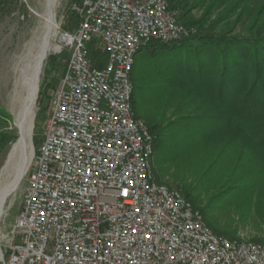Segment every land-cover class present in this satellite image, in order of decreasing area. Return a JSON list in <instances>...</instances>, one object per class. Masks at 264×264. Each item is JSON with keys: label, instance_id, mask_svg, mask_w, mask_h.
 Masks as SVG:
<instances>
[{"label": "built area", "instance_id": "2783aa9c", "mask_svg": "<svg viewBox=\"0 0 264 264\" xmlns=\"http://www.w3.org/2000/svg\"><path fill=\"white\" fill-rule=\"evenodd\" d=\"M73 11L77 24L59 27L53 42L67 62L21 210L0 227V264H264V243L215 235L156 181L153 136L132 108L135 55L196 29L166 0H79ZM91 47L103 51L102 68Z\"/></svg>", "mask_w": 264, "mask_h": 264}, {"label": "trees", "instance_id": "16d2710c", "mask_svg": "<svg viewBox=\"0 0 264 264\" xmlns=\"http://www.w3.org/2000/svg\"><path fill=\"white\" fill-rule=\"evenodd\" d=\"M166 1L179 10V21L202 11L196 21H180L197 34L149 46L152 53L157 48L174 52L176 66L163 87L153 82L144 88L130 74L132 108L153 136V156L175 169L173 180L180 188L174 189L201 213L210 231L235 239L236 229L218 225L211 212L214 207L208 203L199 207L194 194L217 186L222 190L232 180L234 190L240 191L242 180L254 179L257 184L261 175L255 151L264 148V0ZM76 24L74 16L69 26ZM91 55L94 66L102 68L103 51L91 47ZM45 92L41 89L38 104L44 98L50 103Z\"/></svg>", "mask_w": 264, "mask_h": 264}, {"label": "rangeland", "instance_id": "374dc122", "mask_svg": "<svg viewBox=\"0 0 264 264\" xmlns=\"http://www.w3.org/2000/svg\"><path fill=\"white\" fill-rule=\"evenodd\" d=\"M75 4L79 5V0L56 1L54 14L57 29H53L52 44L59 27L70 28L69 25L75 16L73 11ZM44 7L45 0H0V169L6 160L11 145L19 138V133L14 126V115L10 112L9 96L15 79L21 77L23 80L25 77L24 63L21 59L28 44L32 41L36 42L42 33V20L39 15L44 12ZM177 11L180 17V12ZM201 14L202 11L195 10L180 18V21L187 24L188 21L198 20ZM67 18L70 20L67 21ZM238 31L239 26L234 32L237 33ZM156 50L152 53L149 47L143 48L134 57L131 79L135 78L140 81L144 88L153 82L157 84L155 86L163 87L164 83L167 82V74L176 66L174 52L169 51V49L157 48ZM66 61L67 55L48 54L43 63L35 101L31 136L33 152L39 148L42 142L45 116L49 113L50 105L45 98L38 104L39 94L42 89L51 98L55 85L63 74ZM3 114L8 115L9 119H5ZM7 139L13 140L5 143ZM3 140L5 141L1 142ZM255 154L259 156L256 160L257 171L261 173L257 184L254 179H245L241 181L243 189L235 191V181L232 180L228 181L222 190L217 186L209 191L201 189L194 195L199 196V207H203L207 203L214 207L211 212L218 225L236 229L235 238L253 243H264V148L257 149ZM152 165L155 177L160 179L162 183L172 188H180L179 183L173 180V176L176 175L175 169L167 165L166 161H161L158 157L153 156ZM26 174L17 191L6 200L4 205L6 216L4 220L1 218V229L11 226L13 219L21 210ZM189 180L190 178H188ZM223 190L224 193L221 194ZM212 197L213 199H210Z\"/></svg>", "mask_w": 264, "mask_h": 264}, {"label": "bare ground", "instance_id": "6f19581e", "mask_svg": "<svg viewBox=\"0 0 264 264\" xmlns=\"http://www.w3.org/2000/svg\"><path fill=\"white\" fill-rule=\"evenodd\" d=\"M56 1L45 0L44 12L39 15L42 20V33L36 42L28 44L21 59L25 77L23 76V80L21 77L15 79L9 96L10 112L14 115V126L19 138L11 145L0 169V218L7 198L17 191L33 156L31 136L40 75L48 54L56 52V47L51 43L53 29H57L54 14Z\"/></svg>", "mask_w": 264, "mask_h": 264}, {"label": "water", "instance_id": "95a60500", "mask_svg": "<svg viewBox=\"0 0 264 264\" xmlns=\"http://www.w3.org/2000/svg\"><path fill=\"white\" fill-rule=\"evenodd\" d=\"M37 98V97H36Z\"/></svg>", "mask_w": 264, "mask_h": 264}]
</instances>
